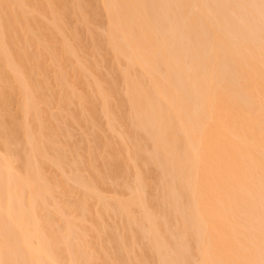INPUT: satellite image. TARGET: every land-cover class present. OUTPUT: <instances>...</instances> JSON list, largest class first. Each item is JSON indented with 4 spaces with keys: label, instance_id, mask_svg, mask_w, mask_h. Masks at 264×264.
Wrapping results in <instances>:
<instances>
[{
    "label": "bare ground",
    "instance_id": "1",
    "mask_svg": "<svg viewBox=\"0 0 264 264\" xmlns=\"http://www.w3.org/2000/svg\"><path fill=\"white\" fill-rule=\"evenodd\" d=\"M0 264H264V0H0Z\"/></svg>",
    "mask_w": 264,
    "mask_h": 264
},
{
    "label": "rangeland",
    "instance_id": "2",
    "mask_svg": "<svg viewBox=\"0 0 264 264\" xmlns=\"http://www.w3.org/2000/svg\"><path fill=\"white\" fill-rule=\"evenodd\" d=\"M104 70H105V71H104ZM104 70H103V71H104V72H106V69H105V68H104ZM74 129H75V132H74V131H72V133H74V134H73V136H74V135H76V137H78V136H79V135H78V134H79V132H78V131H80V134H82V133H83V130H82V129H79L78 127L74 128ZM76 130H77V131H76ZM81 130H82V133H81ZM76 133H77V134H76ZM77 135H78V136H77Z\"/></svg>",
    "mask_w": 264,
    "mask_h": 264
}]
</instances>
